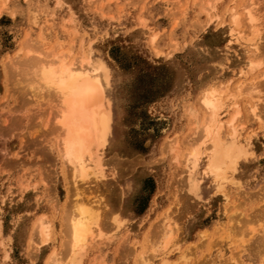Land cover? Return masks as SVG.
<instances>
[{
  "label": "rangeland",
  "instance_id": "1",
  "mask_svg": "<svg viewBox=\"0 0 264 264\" xmlns=\"http://www.w3.org/2000/svg\"><path fill=\"white\" fill-rule=\"evenodd\" d=\"M250 1L207 11L215 0H0V264H69L65 226L80 203L97 205L101 220L76 264H264V124L249 108L256 102L264 123V0H253L257 56L229 31L245 36L248 21L228 19V7ZM35 47L69 60L90 49L106 62L113 120L101 155L115 178L81 181L57 155V98L29 93L15 62ZM251 58L261 62L253 73ZM211 88L222 131L234 115L252 144L221 189L201 161L193 193L183 161L195 143L208 146L199 131ZM125 179L133 187L123 197Z\"/></svg>",
  "mask_w": 264,
  "mask_h": 264
},
{
  "label": "bare ground",
  "instance_id": "2",
  "mask_svg": "<svg viewBox=\"0 0 264 264\" xmlns=\"http://www.w3.org/2000/svg\"><path fill=\"white\" fill-rule=\"evenodd\" d=\"M216 1L219 0H215V2L208 4V7H205L207 11L209 8L215 7ZM237 6L228 7L230 24L236 27L240 26L241 18L243 17L248 21L249 27L245 36L241 35L243 34L241 33L242 30H236V28L231 26H229V31H235L237 36L241 37L240 39L248 43L246 49L250 54L249 56H257L260 53L259 40H261V34L256 25L257 17L254 10V1L251 0L242 4L241 9ZM241 15L243 16L241 17ZM208 20H210L209 17ZM24 52H26L25 55L23 54L24 56L21 57L23 59L15 62H18V73L21 74L20 76L23 78L29 93L31 92L35 95L37 92L44 91L47 95L50 94V97L51 95L56 97L58 101V109L54 112L56 114L54 116L56 118V127L61 131V133L59 132L58 143L56 141L57 149L55 150L56 152L58 150L57 155L60 154V159L64 160L69 166L68 169L71 170L73 177L81 181H87L91 178L105 181V177L109 174L114 177L116 173L113 170H109L107 173L101 155V151L107 146L113 120L112 100L109 95L111 73L106 62L100 57L92 56L90 49L83 51L75 59L73 57L72 60H69L67 55L64 54L66 52L63 53L61 50L59 52L54 49L43 51L39 47H35L34 49L28 48ZM31 52L33 54H30ZM10 63L5 62L6 65L4 64V66L7 67V64L12 66L13 62L10 61ZM260 64V61L249 59L247 72L253 73ZM18 73H16L17 76ZM260 73H257L259 74L258 76H260ZM218 91L223 92L221 89H218ZM218 93L216 94L213 88L208 89L201 99L204 108L209 111V116L207 122L203 123L205 125L204 128L202 126L203 130L199 131L202 133L201 135L199 133V135L203 136V140H200L199 143L207 142L208 146H203L205 148L202 149L200 144L195 143L196 146L195 144L194 146L192 145L191 151H188L184 157L187 186L189 191L193 193L196 192L198 185L197 171L199 166H201V161L203 163L201 166L202 175L212 177L219 189L223 186L224 180L227 179L228 181V179H231L228 171L235 169L237 160L241 156L250 153L248 149L251 148L252 144L251 136L248 134L243 135L237 129L233 123L234 115L227 121L228 128L226 132L222 131L225 123L219 119V109L223 103H220ZM249 108L251 116L258 124L261 123L260 125L262 126L264 123H262L260 112L257 111L256 102L251 103ZM237 112L238 110L235 113ZM205 149L207 152L204 151ZM230 182L234 183L233 181ZM235 182L238 183V181ZM120 186L121 193L125 197L132 191L133 183L125 182ZM80 204L75 207L77 208L76 215L71 214L73 216L69 219L70 222H67L66 226V223L63 224L65 231L67 230L66 232L69 233L68 239L64 240L66 241V250L64 252L68 254L69 264H76L74 259L77 260L78 255L80 257L81 251H83L86 244L94 238V229H98L101 220V212L98 211L97 205ZM112 219L117 227L121 226L125 221L121 214L113 216ZM39 232L40 236H43L45 233L43 226L39 228ZM169 233L166 232L165 240L167 241ZM165 240L162 241L161 246L165 243ZM68 251L69 253H67ZM70 253L72 255L69 258ZM53 260L56 261V258ZM55 261H53V264H58V260ZM77 261L80 263V259ZM60 262L62 263V261Z\"/></svg>",
  "mask_w": 264,
  "mask_h": 264
},
{
  "label": "crops",
  "instance_id": "3",
  "mask_svg": "<svg viewBox=\"0 0 264 264\" xmlns=\"http://www.w3.org/2000/svg\"><path fill=\"white\" fill-rule=\"evenodd\" d=\"M129 179H125V180H123V181H121V184H124L125 182H132L131 180H129ZM124 182V183H123Z\"/></svg>",
  "mask_w": 264,
  "mask_h": 264
}]
</instances>
